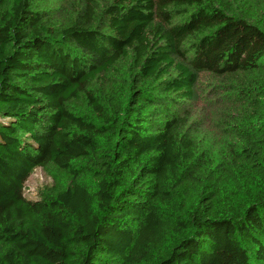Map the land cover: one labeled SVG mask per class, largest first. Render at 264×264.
<instances>
[{"label": "trees", "instance_id": "1", "mask_svg": "<svg viewBox=\"0 0 264 264\" xmlns=\"http://www.w3.org/2000/svg\"><path fill=\"white\" fill-rule=\"evenodd\" d=\"M0 264H264V0H0Z\"/></svg>", "mask_w": 264, "mask_h": 264}, {"label": "rangeland", "instance_id": "2", "mask_svg": "<svg viewBox=\"0 0 264 264\" xmlns=\"http://www.w3.org/2000/svg\"><path fill=\"white\" fill-rule=\"evenodd\" d=\"M217 82L212 77L200 76L192 102L194 117L191 128L192 135L216 156L220 155L223 151H228L229 147L237 143L235 137L227 132L226 126L223 123L222 112H228V108L232 106L228 102L232 96H222V104L216 106V101H208V95H204L201 92V90L207 89ZM63 176L59 170L54 168L50 169L49 172L37 169L26 183V197L31 200L37 199V192L39 190L53 184L56 179H65L66 177Z\"/></svg>", "mask_w": 264, "mask_h": 264}]
</instances>
